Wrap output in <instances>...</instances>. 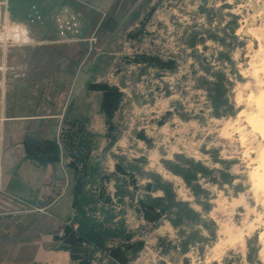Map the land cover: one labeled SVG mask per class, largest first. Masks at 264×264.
I'll return each instance as SVG.
<instances>
[{"label": "rangeland", "instance_id": "obj_1", "mask_svg": "<svg viewBox=\"0 0 264 264\" xmlns=\"http://www.w3.org/2000/svg\"><path fill=\"white\" fill-rule=\"evenodd\" d=\"M0 1L40 39L0 43V215L50 195L69 264H264V0Z\"/></svg>", "mask_w": 264, "mask_h": 264}, {"label": "crops", "instance_id": "obj_2", "mask_svg": "<svg viewBox=\"0 0 264 264\" xmlns=\"http://www.w3.org/2000/svg\"><path fill=\"white\" fill-rule=\"evenodd\" d=\"M76 6L87 7L101 14V24L108 18L109 10L116 4L117 0H68ZM2 1H0V4ZM99 25V24H98ZM45 35H43L44 40ZM12 45L17 47L28 46L34 41L29 36V30L22 25H16L11 32ZM1 40V35H0ZM35 40H39L36 38ZM3 57V56H2ZM3 60H0V87L4 86V72L6 69ZM27 70H31L29 67ZM30 72V73H31ZM2 90V89H1ZM45 120V117L29 118L27 120ZM22 121V119L11 118L10 122ZM3 118L0 114V130H2ZM6 164V163H5ZM2 169V163H0ZM14 169H18L16 166ZM44 200H40V199ZM36 206L43 202L44 207L39 210H24L0 215V264H69L70 252L65 247H60L56 240L63 232L65 220L57 210V201L51 202L50 195L40 196L36 199Z\"/></svg>", "mask_w": 264, "mask_h": 264}, {"label": "built area", "instance_id": "obj_3", "mask_svg": "<svg viewBox=\"0 0 264 264\" xmlns=\"http://www.w3.org/2000/svg\"><path fill=\"white\" fill-rule=\"evenodd\" d=\"M2 5H4L3 3H1L0 4V19H1V15H2V10H3V8H2ZM0 22H1V20H0ZM0 35H1V41H0V43H1V46L3 45L2 43L4 42H2V37H4L5 36V38H6V40H8V39H10L11 38V32L9 33L8 32V30H6V28L5 29H3V27L1 26V23H0ZM94 41V39H91V42H93ZM3 66H5L4 64H3Z\"/></svg>", "mask_w": 264, "mask_h": 264}, {"label": "water", "instance_id": "obj_4", "mask_svg": "<svg viewBox=\"0 0 264 264\" xmlns=\"http://www.w3.org/2000/svg\"><path fill=\"white\" fill-rule=\"evenodd\" d=\"M42 207H44V203L43 202L38 203V208H42Z\"/></svg>", "mask_w": 264, "mask_h": 264}]
</instances>
